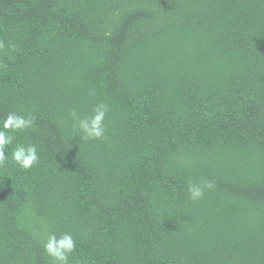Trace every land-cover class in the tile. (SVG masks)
Instances as JSON below:
<instances>
[{
	"label": "trees",
	"instance_id": "1",
	"mask_svg": "<svg viewBox=\"0 0 264 264\" xmlns=\"http://www.w3.org/2000/svg\"><path fill=\"white\" fill-rule=\"evenodd\" d=\"M0 41V117L40 156L0 173V264L66 231L69 264H264V0H0Z\"/></svg>",
	"mask_w": 264,
	"mask_h": 264
},
{
	"label": "clouds",
	"instance_id": "2",
	"mask_svg": "<svg viewBox=\"0 0 264 264\" xmlns=\"http://www.w3.org/2000/svg\"><path fill=\"white\" fill-rule=\"evenodd\" d=\"M4 44L0 41V48ZM15 45L9 44V48ZM94 94V93H92ZM109 111L106 103H99L92 109L88 116H80L73 109L70 113L73 120V130L82 133L83 140H103L107 126L105 119ZM35 117L31 114H21L9 111L0 117V173L6 170L9 157L13 167L23 171H30L39 165L40 156L38 144L25 142L21 137L34 125ZM211 181L202 183H189L188 193L193 201L200 200L205 195L206 189H211ZM45 253L52 258V264H69L73 254L78 249V243L71 232H63L59 236L55 233L47 234L43 243Z\"/></svg>",
	"mask_w": 264,
	"mask_h": 264
}]
</instances>
